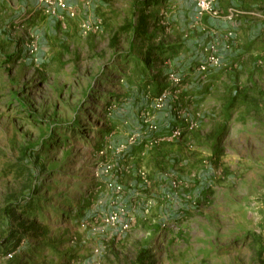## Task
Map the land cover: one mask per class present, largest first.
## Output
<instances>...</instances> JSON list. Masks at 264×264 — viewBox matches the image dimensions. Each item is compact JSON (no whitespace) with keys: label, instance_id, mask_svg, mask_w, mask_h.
<instances>
[{"label":"rangeland","instance_id":"rangeland-1","mask_svg":"<svg viewBox=\"0 0 264 264\" xmlns=\"http://www.w3.org/2000/svg\"><path fill=\"white\" fill-rule=\"evenodd\" d=\"M76 1L2 46L0 264H264V101L203 97L200 120L190 101L156 108L165 70L184 73L162 49L185 54L196 34L172 0Z\"/></svg>","mask_w":264,"mask_h":264},{"label":"crops","instance_id":"crops-1","mask_svg":"<svg viewBox=\"0 0 264 264\" xmlns=\"http://www.w3.org/2000/svg\"><path fill=\"white\" fill-rule=\"evenodd\" d=\"M66 1L68 5H73V9L76 8V0ZM215 2L222 11L237 12L240 10L244 15H231L227 18L199 16L195 0H172L171 7L176 9V14L171 20L174 21L173 25L179 31L189 29L196 34L191 41L185 38V54L180 52L179 56H176L170 50L162 49L163 56L172 61L177 58L176 62H179L177 67L181 62L184 67L183 74L182 71L173 72L172 68L165 70L168 87L164 90V94L169 104L168 109L170 103L189 106L187 102L190 101L191 110L193 109L194 112L189 113L187 110L184 112L189 116L190 114H194V117L198 115L199 120L203 110L197 108L202 106L197 102L203 97L209 98L210 108L223 112L233 105L242 106L240 99L242 94L248 96L249 88H251L249 92L254 100L264 101V0H215ZM47 12L46 5L40 3L39 0H0V56L2 46L17 39L15 24L18 21L31 24L37 22L39 16H45ZM250 15H255V17ZM46 18L52 19L49 15ZM204 42L211 44V48L215 49L220 60V67L210 69L205 73L197 71L195 67L205 60L204 48L197 49L190 45L201 46ZM258 66L261 68L258 69ZM171 73L177 74L181 80L182 77L183 80L186 77L185 83L180 84L179 87L174 86L169 78ZM255 104L257 108L262 106L258 101ZM169 115L168 120L174 123L173 117ZM202 120L207 121V118H202ZM166 128L170 131L173 126L170 123ZM161 131L155 132L159 138L170 134L167 130ZM128 199L127 197L124 203H127ZM161 210L163 211V208Z\"/></svg>","mask_w":264,"mask_h":264},{"label":"built area","instance_id":"built-area-1","mask_svg":"<svg viewBox=\"0 0 264 264\" xmlns=\"http://www.w3.org/2000/svg\"><path fill=\"white\" fill-rule=\"evenodd\" d=\"M40 3L46 5L48 8V12L53 10V8H57L60 11L64 12L63 18H73L75 16L74 9L68 5L66 0H39ZM197 14L199 16H208L211 18H223L222 11L216 6L215 0H195ZM229 14L227 17H230ZM36 50L34 45L31 46L30 52L33 53ZM205 60L197 66V71L207 72L211 68L218 67L220 65V60L215 49H204ZM171 82L174 86H179L181 84V78L178 75L170 74L169 76ZM165 94H161L155 99V107L162 108L165 105ZM159 126L156 122L152 120H146L144 122V130L147 132H157ZM170 137L173 140H177L181 137V131L178 127H173L170 130ZM140 135L139 133L132 134L129 136L127 140L126 146H122V149H125L127 146L134 144L138 141ZM107 172V170H106Z\"/></svg>","mask_w":264,"mask_h":264},{"label":"trees","instance_id":"trees-1","mask_svg":"<svg viewBox=\"0 0 264 264\" xmlns=\"http://www.w3.org/2000/svg\"><path fill=\"white\" fill-rule=\"evenodd\" d=\"M154 47H149L148 49H146L145 53H144V57L141 60L144 63V67L150 69L151 65H152V61H151V56H152V51L154 50ZM138 62V60H137ZM146 74V70L143 68V72L142 74ZM144 74V75H145Z\"/></svg>","mask_w":264,"mask_h":264}]
</instances>
